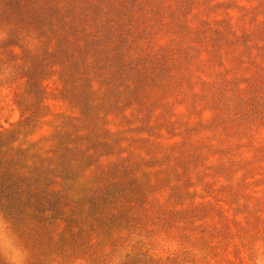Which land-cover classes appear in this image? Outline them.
<instances>
[{
    "label": "rangeland",
    "instance_id": "obj_1",
    "mask_svg": "<svg viewBox=\"0 0 264 264\" xmlns=\"http://www.w3.org/2000/svg\"><path fill=\"white\" fill-rule=\"evenodd\" d=\"M264 264V0H0V264Z\"/></svg>",
    "mask_w": 264,
    "mask_h": 264
},
{
    "label": "clouds",
    "instance_id": "obj_2",
    "mask_svg": "<svg viewBox=\"0 0 264 264\" xmlns=\"http://www.w3.org/2000/svg\"><path fill=\"white\" fill-rule=\"evenodd\" d=\"M9 249L12 254L14 264H16V262L22 261L23 253L21 251L12 248L10 244H9Z\"/></svg>",
    "mask_w": 264,
    "mask_h": 264
}]
</instances>
